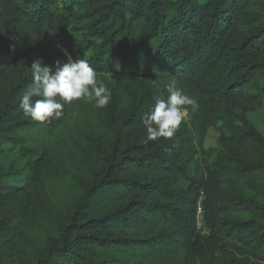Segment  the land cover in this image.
I'll return each instance as SVG.
<instances>
[{"label": "trees", "instance_id": "16d2710c", "mask_svg": "<svg viewBox=\"0 0 264 264\" xmlns=\"http://www.w3.org/2000/svg\"><path fill=\"white\" fill-rule=\"evenodd\" d=\"M64 50L111 100L32 121L29 67ZM172 79L196 106L150 141ZM263 106L264 0H0V264H264Z\"/></svg>", "mask_w": 264, "mask_h": 264}, {"label": "clouds", "instance_id": "9594fccd", "mask_svg": "<svg viewBox=\"0 0 264 264\" xmlns=\"http://www.w3.org/2000/svg\"><path fill=\"white\" fill-rule=\"evenodd\" d=\"M66 61L57 59L53 66H46L42 59H33L31 66L32 83L20 94V108L25 117L41 124L60 119L65 104L74 101H95L96 108H105L111 100V90L97 71L85 58L67 54ZM167 96L154 97V107L142 117L147 139L172 138L180 126L186 106H196V101L172 79L166 86ZM36 99H33V98ZM63 101V103L61 102Z\"/></svg>", "mask_w": 264, "mask_h": 264}, {"label": "rangeland", "instance_id": "374dc122", "mask_svg": "<svg viewBox=\"0 0 264 264\" xmlns=\"http://www.w3.org/2000/svg\"><path fill=\"white\" fill-rule=\"evenodd\" d=\"M249 120L255 125V127L260 131V133L264 136V106L261 110L254 111L248 115ZM218 133L215 129H210L208 131L204 149L212 150L216 147ZM201 227V226H200Z\"/></svg>", "mask_w": 264, "mask_h": 264}, {"label": "built area", "instance_id": "2783aa9c", "mask_svg": "<svg viewBox=\"0 0 264 264\" xmlns=\"http://www.w3.org/2000/svg\"><path fill=\"white\" fill-rule=\"evenodd\" d=\"M200 215H201V209L199 208V209H198V216H199V219H201ZM198 225H199V227H200V223H199Z\"/></svg>", "mask_w": 264, "mask_h": 264}]
</instances>
